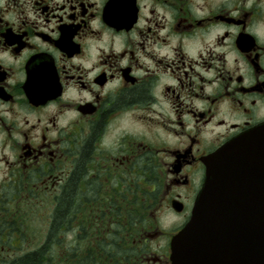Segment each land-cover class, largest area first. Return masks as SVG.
<instances>
[{
  "label": "flooded vegetation",
  "instance_id": "1",
  "mask_svg": "<svg viewBox=\"0 0 264 264\" xmlns=\"http://www.w3.org/2000/svg\"><path fill=\"white\" fill-rule=\"evenodd\" d=\"M263 124L264 0H0V264H174Z\"/></svg>",
  "mask_w": 264,
  "mask_h": 264
},
{
  "label": "water",
  "instance_id": "2",
  "mask_svg": "<svg viewBox=\"0 0 264 264\" xmlns=\"http://www.w3.org/2000/svg\"><path fill=\"white\" fill-rule=\"evenodd\" d=\"M205 164L192 218L172 240L174 264H264V124Z\"/></svg>",
  "mask_w": 264,
  "mask_h": 264
},
{
  "label": "rangeland",
  "instance_id": "3",
  "mask_svg": "<svg viewBox=\"0 0 264 264\" xmlns=\"http://www.w3.org/2000/svg\"><path fill=\"white\" fill-rule=\"evenodd\" d=\"M39 204L40 203H34V205H39ZM46 204L49 203L47 202ZM45 215H46L45 213L36 211V208H33V210L28 209L27 212H24L23 220L27 224L25 227H28L29 236H33V237L38 236L37 232L41 228L45 227L46 225L45 222L47 221Z\"/></svg>",
  "mask_w": 264,
  "mask_h": 264
},
{
  "label": "trees",
  "instance_id": "4",
  "mask_svg": "<svg viewBox=\"0 0 264 264\" xmlns=\"http://www.w3.org/2000/svg\"><path fill=\"white\" fill-rule=\"evenodd\" d=\"M65 203H67V198L63 199V201H62V204H65ZM57 215L60 216L61 213H57Z\"/></svg>",
  "mask_w": 264,
  "mask_h": 264
}]
</instances>
